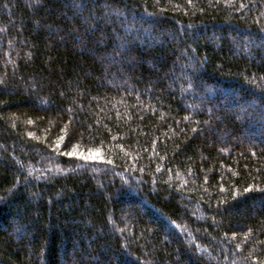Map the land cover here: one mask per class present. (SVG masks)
<instances>
[{
	"label": "trees",
	"instance_id": "16d2710c",
	"mask_svg": "<svg viewBox=\"0 0 264 264\" xmlns=\"http://www.w3.org/2000/svg\"><path fill=\"white\" fill-rule=\"evenodd\" d=\"M0 264H264V0H0Z\"/></svg>",
	"mask_w": 264,
	"mask_h": 264
}]
</instances>
